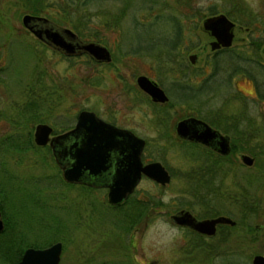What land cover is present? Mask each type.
<instances>
[{
	"label": "rangeland",
	"instance_id": "374dc122",
	"mask_svg": "<svg viewBox=\"0 0 264 264\" xmlns=\"http://www.w3.org/2000/svg\"><path fill=\"white\" fill-rule=\"evenodd\" d=\"M80 1L36 3L49 16L44 17L56 24L69 28L70 20H80L82 36L70 29L83 41L99 38L111 55L109 62L94 63L85 54L66 57L57 53L21 24L22 9L31 7L33 0H0V140L21 138L27 131L32 139L37 123L59 133L73 125L79 110H91L142 137L146 143L143 156L160 161L169 181L164 185L147 178L139 181L132 199L143 206L150 201L158 204L152 208L151 219L147 208L136 227L123 230L115 217L119 210L106 202V189L63 183L47 145L21 149L4 144L0 146V200L7 215L14 217L8 225L13 244L23 248L29 243L58 241L62 244L59 264H250L252 255H264V97L257 96L259 87L264 88V0H101L79 6ZM211 6L214 14L222 13L233 23L230 52L246 56L242 59L246 64L241 63L244 69L233 72L239 61L231 53L213 54L208 48L211 39L201 23ZM173 14L181 25L182 42L178 49L168 50L169 56L160 55L167 53L163 51L167 40L177 32L178 23L170 18ZM151 40L158 44L146 47ZM190 54L196 56L193 64L187 58ZM219 54L217 78L206 88L186 90L170 84L169 70L179 69L180 62L199 71L188 73L192 83H199L207 77L208 62ZM228 72L233 75L229 87L221 81ZM140 74L165 91L170 101L162 107L166 114L191 116L196 111L210 123L224 110L246 116L237 131L230 123L235 131L230 135L235 144L241 143L240 148L216 159L205 147L161 137L164 128L151 123V107L134 83ZM238 91L245 95L243 101L231 96ZM215 124L224 131L228 128L222 122ZM240 153L250 156L252 163L244 164ZM250 153L257 154L255 159ZM223 164L229 166V174L221 180L223 193L218 188L217 193L207 194L206 185L219 186L222 172L217 168ZM201 165L210 171L202 173L198 182L194 173L203 167H195ZM248 175L254 176L253 185L245 184L257 188L259 202L244 222L257 230L245 232L239 223L234 228L220 225L214 236L196 241L191 229L169 220V214L182 208L197 216L220 212L239 221L246 207L239 195ZM118 205L121 209L128 206ZM222 236L226 244L220 242ZM216 245L219 250L213 249ZM208 248L227 252L208 260ZM0 264H5L3 258Z\"/></svg>",
	"mask_w": 264,
	"mask_h": 264
},
{
	"label": "water",
	"instance_id": "95a60500",
	"mask_svg": "<svg viewBox=\"0 0 264 264\" xmlns=\"http://www.w3.org/2000/svg\"><path fill=\"white\" fill-rule=\"evenodd\" d=\"M20 21L33 36L65 55L84 53L98 62H109L111 59L104 45L94 41H82L71 29L58 26L44 16L25 13ZM201 24L213 37L209 42L211 50L230 45L233 23L224 14L209 15ZM195 57V54H191L188 59L194 62ZM136 82L152 100L160 102L167 100L164 92L147 77L139 75ZM51 131L48 124L37 123L32 132V141L37 146L47 145L50 148L61 178L66 183H85L84 172L86 175H100L111 166L110 155H115L110 178L112 182L107 185L102 184L107 188L106 200L109 204L114 205L125 199L134 189L141 174L161 185L169 181V175L160 162L141 163L143 139L136 137L127 129L117 128L101 120L92 111H78L73 126L64 132L50 135ZM176 133L182 138L204 145H210V140L216 138L220 144L217 150L222 154L228 151L226 137L221 136L201 119L187 117L180 120L176 124ZM240 159L246 165L252 163V158L246 154H242ZM86 184L91 183L86 182ZM168 218L175 225L188 227L205 235H212L216 224H234L232 219L222 215L197 219L187 209H179L171 213ZM2 228L3 223L0 218V231ZM60 251L61 243L58 241L44 248L28 247L22 253L20 260L14 264H59ZM250 264H264V256L252 255Z\"/></svg>",
	"mask_w": 264,
	"mask_h": 264
},
{
	"label": "flooded vegetation",
	"instance_id": "af4514ba",
	"mask_svg": "<svg viewBox=\"0 0 264 264\" xmlns=\"http://www.w3.org/2000/svg\"><path fill=\"white\" fill-rule=\"evenodd\" d=\"M41 16V15H40ZM49 20V19H48ZM51 21V20H50ZM56 24V23H55ZM58 26H62V25H60V24H57ZM62 27H65V28H68L67 26H62ZM26 29V28H25ZM70 29V28H69ZM27 30V29H26ZM32 36H33V34L29 31V30H27ZM35 37V36H34ZM209 37H210V41H212L213 40V37L212 36H210L209 35ZM36 38V37H35ZM37 39V38H36ZM233 39H234V36H232V40H231V43H230V45L229 46H227V47H222V46H220L219 48H217V49H214V50H211L210 48H209V42H208V48L210 49V51H212V53L213 54H217V52H219V51H222V52H224V53H231L230 52V46H231V44H232V41H233ZM40 43H42L43 45H45V46H48V47H50L52 50H54V51H56L57 53H59V54H61V55H63V56H66V57H69L70 55H65L62 51H59V50H57V49H55V48H53L52 46H50V45H48L47 43H45V42H42L41 40H39V39H37ZM264 46V45H263ZM263 46H262V55H263ZM180 48V47H179ZM81 54H84V53H81ZM86 55V54H85ZM191 55V54H190ZM228 55H232V57H235V58H241V59H243L244 57H241L239 54H236V53H231V54H228ZM73 56H75V55H73ZM111 56V55H110ZM189 56V55H188ZM188 58V57H187ZM195 60H196V57H195ZM195 60H194V62H195ZM188 61H189V59H188ZM95 62H97V63H99V64H104L105 62H98V61H95ZM194 62H190L189 61V63H191V64H193ZM242 64H243V66L245 65L244 64V62H242ZM181 65V62L179 63V66H176V68H179V69H171V70H169V71H171V72H173V79H171L172 80V82H170V84L171 85H173V86H178L179 88H182L183 86H186V87H190L191 88V90H192V88H194V87H196V86H198V84L200 83H202V81L204 80V79H207V80H205V81H207L208 83H211L212 81H213V79H215V76H216V73L218 72V70L220 69V68H214V67H205L206 68V71L208 72L206 75H207V77L206 78H203V79H201V81L198 83H192L191 82V78L192 77H190L189 75H188V73H189V70H191L192 68H186V67H182V66H180ZM237 67H239L238 68V70L237 71H239V70H242V69H244L245 67H242L241 66V61H239V65L237 66ZM193 70V69H192ZM233 70V72H237V71H235V69L233 68L232 69ZM193 71H195V69L193 70ZM196 72H197V74H198V72L199 71H195L194 73L196 74ZM140 75H142V74H140ZM200 75V74H199ZM139 75H137L136 77H135V79H134V83H135V85L137 86V88L140 90V93L144 96V99H145V101H146V103L151 107V123L153 124V125H156V126H159L160 128H164L163 129V131L161 132V137H173L177 142H181V141H185L186 142V144H193V145H195V146H199V147H205L207 150H209V152L211 153V155L213 156V157H216V159L217 158H221V157H226V156H229V154L232 152V151H234L235 149L236 150H238L239 148H240V145H241V143L238 141V145L237 144H235V142L233 141V139H234V137L232 136V135H230V134H233L235 131H234V129H232V128H230V123H232V127L233 128H235V130L236 129H238V128H240V123L241 122H243L245 119H246V116H243V114H239V115H236V114H229V113H226V111L224 110L223 111V113L222 114H216V115H214L213 117H215L214 119H212V121L213 122H215V123H219V122H222V123H225L226 124V127H228L227 128V130L225 129V131L224 130H222L221 129V127L218 125V124H215V123H210V122H208V121H206V120H204V119H202L201 117H198L197 116V112L195 111V115H186V116H180V117H178V116H172V114H166L165 112H164V109L162 108L164 105H166V103H169L170 101L168 100V97H167V95H166V93H165V91L160 87V86H158V84H157V82H155L154 80H152V79H150V78H148L147 76H145V75H143V76H145V77H147L149 80H151L152 82H154L163 92H164V94H165V96L167 97V100L166 101H163V102H160V101H155V100H152L151 99V97H150V95L147 93V92H145L144 90H142L139 86H138V84H137V82H136V78L138 77ZM232 76L233 75H230V72H228V73H226V76L224 77V78H222V83L223 84H225V85H227L228 87H229V83L231 82V78H232ZM171 77V76H170ZM189 81H190V83H189ZM193 81V80H192ZM206 82V83H207ZM183 89V88H182ZM194 90V89H193ZM196 90V89H195ZM231 96H233L234 97V99L235 100H237L238 102H240V101H243L244 99H243V97H245V95H243L242 93H240L239 91L236 93V94H233V95H231ZM228 97V96H227ZM226 97V98H227ZM227 99H229V98H227ZM194 109H196V108H194ZM194 109H192V110H194ZM86 110V109H85ZM89 111H91V110H89ZM92 112H94V111H92ZM94 114H95V112H94ZM96 115V114H95ZM97 116V115H96ZM98 118H100L101 120H103V121H105V122H107V123H110V124H112V125H114L115 127H117V128H121V129H127L128 131H130V132H132L136 137H138V138H141V139H143L142 137H140V136H138L137 134H136V132L133 130V129H131V128H128V127H125V126H121V125H118L117 123H114V120L113 119H110V120H108V119H105V118H101V117H99V116H97ZM187 117H194V118H198V119H201L202 121H204L206 124H208L209 125V127H211V128H213V129H215L221 136H224V137H226V140H227V145H228V151H227V153H224V154H222V153H220L217 149L220 147V144H218L219 143V140H217L216 138H213L212 140H210V145H204V144H202V143H199V142H197V141H192V140H188V139H185V138H182V137H180L177 133H176V124H177V122H179L180 120H182V119H184V118H187ZM212 117V118H213ZM75 118H76V115H75ZM75 118H74V122H75ZM175 120V121H174ZM74 124V123H73ZM73 125H71L69 128H67V129H65V130H63V131H61V132H64V131H66V130H68V129H70L71 127H72ZM51 127V126H50ZM51 129H52V127H51ZM232 129V130H231ZM237 131V130H236ZM61 132H59V133H61ZM238 132H240L239 130H238ZM58 132H54V130L52 129V131H51V134L50 135H54V134H59ZM238 138H240V137H238ZM144 140V139H143ZM243 143V142H242ZM145 145H146V143H145V140H144V146H143V148H142V150H141V153H140V160H141V163L142 164H146V163H148V162H152V161H157V160H147L144 156H143V150H144V148H145ZM49 148V147H48ZM49 150H50V148H49ZM51 152V151H50ZM242 154H244V153H240L239 154V156L241 157V155ZM109 162L111 163V166H109L108 168H107V170L106 171H103L100 175H97V176H92V175H86V173L84 172V181H85V183H78V184H76V183H69V184H75V185H78V186H80V187H83V188H98V187H103V188H105L106 189V192H107V188L106 187H104V186H102V184H108V183H110V182H112L111 181V174H112V170H113V164H114V162H115V155L114 154H111L110 155V157H109ZM158 162H160V161H158ZM161 163V162H160ZM161 165H162V163H161ZM163 166V165H162ZM164 167V166H163ZM201 167H203L202 169H198V168H201ZM165 168V167H164ZM195 168H197L198 170H197V172H195L194 173V176H197V177H195V180L196 181H198L199 179H201V176L203 175L202 173H204V172H206L207 171V167H205L204 165H201V166H197V167H195ZM213 169V168H212ZM217 169H220L221 170V172H222V174H220L219 176H218V178H217V183L219 184V186L218 185H213V184H209V185H206V187H208L210 190L209 191H206V193L207 194H214V193H217V191H218V188H219V191H218V193H223V190H221V186H222V184H223V182L221 181V180H223L224 179V177L225 176H227L228 174H229V166L226 164H223V166H222V168H220V167H218ZM165 170L167 171V169L165 168ZM210 170H208L207 172H209ZM168 173V172H167ZM192 174V173H191ZM169 175V174H168ZM142 178H147V179H149L148 177H146V176H144L143 174H141L140 175V178H139V181L142 179ZM208 179H210L211 180V182H213L214 180H213V176H209V178ZM149 180H151V179H149ZM139 181L137 182V184L139 183ZM151 181H153V180H151ZM86 182H90L91 184L90 185H88V184H86ZM198 182H200V181H198ZM197 182V183H198ZM66 183V182H65ZM156 183V182H155ZM137 184L135 185V187H134V189L132 190V192L131 193H129L128 195H127V197H129L132 193H133V191L135 190V188H136V186H137ZM242 184H240V186H241ZM239 186V185H238ZM239 186V187H240ZM213 187H215V188H213ZM224 187V186H223ZM126 197V198H127ZM126 198L125 199H123L122 201H120L119 203H121V204H123L124 203V201L126 200ZM106 202H107V200H106ZM108 203V202H107ZM119 203H117V204H114V205H118ZM109 204V203H108ZM109 205H113V204H109ZM182 209V208H181ZM188 210V209H187ZM189 211V210H188ZM175 212V211H174ZM190 212V211H189ZM173 213V212H172ZM191 213V212H190ZM220 213V212H219ZM219 213H216V214H211L210 216H197V215H193L192 213V215L195 217V218H197V219H202V218H209V217H215V216H219ZM223 214V213H222ZM170 215V214H169ZM168 215V216H169ZM222 216H224V215H222ZM0 218H1V220H2V223H3V228L1 229V231H0V241H4V243H7L6 241L7 240H11V239H13L11 236H9V233H11L12 232V229L10 228V229H8L7 228V231H8V233H5V234H3V235H1V233H2V231L4 230V228H5V221H4V219H3V217L1 216V213H0ZM234 221V220H233ZM235 223V222H234ZM220 225H223V223H219V224H216L215 225V232L212 234V235H205V234H201V235H204V236H206V237H211V236H214L215 235V233H216V231L219 229V226ZM228 225V224H227ZM231 226V225H230ZM182 227V226H181ZM192 231H194V230H192ZM196 233H198V232H196ZM56 242V241H55ZM2 244H0V258H3L4 259V263L5 264H14V263H16V262H18L19 260H20V258H21V255H22V253L24 252V250L26 249V248H28V247H33V246H25V247H23L22 249H20L21 247H18L19 246V244L18 245H14V244H6V245H2ZM50 245V244H49ZM6 248H5V247ZM46 246H48V245H46ZM45 245L44 246H40V247H33V248H44V247H46ZM17 247L20 249L19 251L18 250H16L17 249ZM61 248H62V244H61ZM262 255V254H261ZM264 256V255H263Z\"/></svg>",
	"mask_w": 264,
	"mask_h": 264
},
{
	"label": "trees",
	"instance_id": "16d2710c",
	"mask_svg": "<svg viewBox=\"0 0 264 264\" xmlns=\"http://www.w3.org/2000/svg\"><path fill=\"white\" fill-rule=\"evenodd\" d=\"M20 3L22 2V1H24V0H18ZM99 1H101V0H81L80 1V3H78L79 4V6L80 5H83V4H85V3H91V2H99ZM16 2H17V0H16ZM16 5H19V3H17ZM212 8H210L209 9V15H212V14H214L215 13V10H214V8H213V6H211ZM22 10H24L23 11V13H28V14H32V15H41V16H45V17H47V18H49V16L48 15H46V13L44 12V10H42V8H40V6L39 7H37V3H36V0H33V3L31 4V7H28V8H26V9H22ZM64 10H65V8L63 9H61V13L63 14L64 13ZM1 17H2V15L0 14V19H1ZM159 17L157 16V18L156 19H158ZM170 18H174L175 19V21H176V23H178L179 22V19H178V17H176L174 14L173 15H171L170 16ZM84 22H85V20H84ZM70 23H71V25L69 26V28H71L72 30H74V31H76V33H77V35H81L82 36V26H81V24H80V20H78V21H71L70 20ZM61 24H63V23H60V25ZM65 24H63V26H64ZM180 24L178 23V27L176 26H174V28L176 29V34H173L172 35V37H170L168 40L167 39H165V38H163L162 39V41H164V40H167V44L165 45V47L164 46H162V47H164L165 49H163V51H167V53H164V52H160L159 54L160 55H168L169 56V52H168V50L170 49V50H173V49H175L176 47H177V45H179L181 42H182V34H181V28H180ZM94 35V34H93ZM90 40H94L95 42H101L100 41V39L99 38H94V39H90ZM158 40V39H157ZM156 40V41H157ZM156 41H153V40H151V42H147L146 43V47L148 46V44L149 43H151V44H158V42H156ZM261 44V42H258L257 43V45L259 46ZM139 45V47L141 46L140 44H138ZM139 47H136L135 48V50H138V48ZM176 49H178V47L176 48ZM219 52H222V51H219ZM222 55L221 54H219L217 57H214V59H212V60H210L211 62H208V64H210V67L212 66V67H214V68H220V67H216L217 66V64H218V61H219V58L221 57ZM244 57H246V56H244ZM238 61H241V63H242V59L241 58H236ZM89 61H92V59L90 58V60ZM94 63H96V62H94ZM244 64H246V62H244ZM219 65V64H218ZM238 66V65H237ZM237 66H235L234 67V69H235V71H237L238 70V68L239 67H237ZM232 71V70H231ZM230 71V72H231ZM170 73H171V75H173V72H171L170 71ZM233 73V72H232ZM170 75V74H169ZM230 75H232L231 73H230ZM215 78H217V76H215ZM205 80H207V79H204L203 81H202V83L200 84H198V86H196V87H194V88H192V90L193 89H196V91H198V90H201V89H203V88H206V86H208L210 83H208L207 81H205ZM207 82V83H206ZM183 89H186V90H191V88L190 87H186V86H183L182 87ZM257 96L258 97H260V98H262V97H264V88H262L261 90H260V87H259V90H257ZM71 126V125H70ZM69 126V127H70ZM68 127V128H69ZM63 131V130H62ZM26 134V135H25ZM23 136L21 135V138H16L17 136H15V138H12V137H10V136H7V137H5V138H3V139H1L0 140V146H2V145H4V144H6V145H11V146H15V147H17V148H21V149H24V148H26V149H29V148H41L42 146H37V145H35L34 143H33V141H32V139H31V135H30V132L29 131H27V133H25ZM20 136V135H19ZM253 157H254V159H255V157L257 156V154H255V153H250ZM253 175H248V176H246V180H245V182H244V185H242V188H241V193H240V198H241V201H243V204H244V207H245V209H244V212H242V216H240V218H239V221H236L235 223H234V225H227V224H223V226L222 227H227V228H234L235 227V225L237 224V223H239V224H241L242 225V227H243V230L246 232H251V231H253V230H257V227H254V225L252 226L251 224H247V223H245L244 222V220H245V218H247L248 216V214H252V212H254L255 210L253 209V204H257L258 202H259V197L257 196V188H253V186H251L252 187V189H249L248 188V186L245 184V183H248V182H251V185H253L252 184V182H253ZM62 181V180H61ZM63 182V181H62ZM63 183H65V182H63ZM65 184H68V185H75V184H69V183H65ZM78 186V185H77ZM1 187H2V182H1V180H0V189H1ZM88 188V187H87ZM89 189V188H88ZM248 190H249V192H248ZM0 193H2L1 192V190H0ZM131 203V204H130ZM144 203V202H143ZM124 204H126V205H128V206H126L125 208H123V209H121V207H119L120 205H118V207H115V206H117V205H111L110 207H113V208H115V209H117V210H119V213L117 214V215H115V217H116V220H119V222H121L122 223V226H123V230H130V229H132L133 227H136L135 225H138V223L140 222V220H141V216L143 215V213H145V211L147 210V208H148V213H147V218L148 217H150V219L153 217V212H152V208H154L155 207V205L156 204H158V202L156 201V202H153V201H150V202H148V206H146V205H144L143 206V204H142V202H137L136 200H133L132 199V197H131V195L129 196V197H127L126 198V200L124 201ZM186 207H188V205L186 206ZM189 208V207H188ZM250 212V213H249ZM0 213H1V216L3 217V219H4V221H5V228H4V230L2 231V233H1V235H3V234H5V233H8V231H7V228H12V227H8V225L9 226H11V223H10V221L12 220V218H14L13 216H9V215H7V212H6V209H4V207H3V203H2V201L0 200ZM204 216H210V214H207V215H204ZM121 226V227H122ZM190 230V229H189ZM191 233H192V235L194 236V238H192V239H194V240H196V241H203V239L204 238H206V236H204V235H201V234H199V233H196L195 231H192L191 230ZM248 235V234H247ZM9 236H14V234H13V231L11 232V233H9ZM250 236H253V235H250ZM222 239H220L221 241L220 242H224L223 244H226L227 243V239L224 237V236H222L221 237ZM58 239H60V238H58ZM254 239V238H253ZM53 240H55L54 238H53ZM7 243H5V244H13V239H11V240H9V241H6ZM50 242V241H49ZM49 242H46V243H44V244H42V245H40V244H36V243H29V246H33V247H40V246H43V245H45V244H49ZM198 245H199V247H200V245H202V244H200V243H198ZM222 245V244H221ZM18 247H21V246H18ZM17 247V249L16 250H20V249H22V248H18ZM218 248H220L219 246L217 247V245L215 246V248H213V249H217V250H219ZM209 249V248H208ZM225 248H221V252H219V251H217L216 253L215 252H213V251H210V249H209V251L207 250V259L209 260L210 258H213L214 256H220V255H222V254H225L227 251L226 250H224Z\"/></svg>",
	"mask_w": 264,
	"mask_h": 264
}]
</instances>
